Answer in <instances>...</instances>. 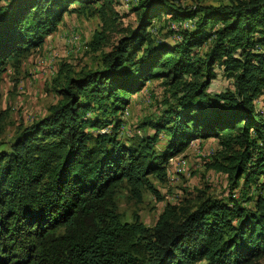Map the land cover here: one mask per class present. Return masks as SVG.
Returning a JSON list of instances; mask_svg holds the SVG:
<instances>
[{
    "label": "trees",
    "instance_id": "obj_1",
    "mask_svg": "<svg viewBox=\"0 0 264 264\" xmlns=\"http://www.w3.org/2000/svg\"><path fill=\"white\" fill-rule=\"evenodd\" d=\"M71 11L117 15L113 0H0V66ZM134 11L137 24L95 69L65 73L49 112L0 143V264H258L264 255L263 197L255 209L215 196L191 209L167 205L152 228L122 221L113 201L121 183L139 198L148 176L208 137L219 146L211 167L264 192V123L254 105L264 94V0H140ZM217 67L232 87L211 93ZM151 79L169 94L163 116L142 126L154 134L122 141L117 127L102 131Z\"/></svg>",
    "mask_w": 264,
    "mask_h": 264
},
{
    "label": "rangeland",
    "instance_id": "obj_2",
    "mask_svg": "<svg viewBox=\"0 0 264 264\" xmlns=\"http://www.w3.org/2000/svg\"><path fill=\"white\" fill-rule=\"evenodd\" d=\"M139 1L113 0L117 15L106 16L102 20L89 13L66 12L38 44L11 56L0 66V143L8 147L20 128L49 112L50 106L61 97L56 87L63 84L65 73L74 75L97 67L101 54L117 43L127 27L137 24L134 7ZM176 1L191 7L229 3V0ZM152 23L153 27L160 24L157 19ZM95 32H99L98 39L93 36ZM206 48L207 43L199 51L203 52ZM60 71L61 76L58 74ZM216 71L218 74L211 81L208 91L219 93L231 88V79L225 78L218 67ZM165 89L161 79L147 81L140 91L126 98L117 116L102 131L109 132L117 127V137L122 141L144 133L153 135V127L142 126L163 116L165 98L169 97ZM254 105L264 123V94L254 100ZM166 141L165 132H159L155 147L162 148ZM218 150L214 137L191 140L182 151L169 158L164 174L147 177L139 198L131 195L126 183H121L114 193L115 211L122 221L152 228L167 205H174L175 210L191 209L202 196H215L226 202L233 199L255 209L256 200L264 198V192L257 190L255 183L249 188L244 187L243 179L238 186H233L225 173L211 167ZM258 179L261 181V177ZM258 264H264V255Z\"/></svg>",
    "mask_w": 264,
    "mask_h": 264
}]
</instances>
